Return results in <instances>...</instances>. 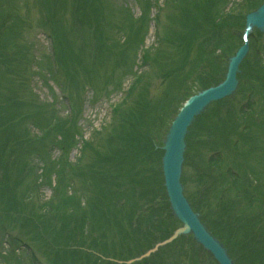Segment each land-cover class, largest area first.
<instances>
[{"label":"rangeland","instance_id":"obj_1","mask_svg":"<svg viewBox=\"0 0 264 264\" xmlns=\"http://www.w3.org/2000/svg\"><path fill=\"white\" fill-rule=\"evenodd\" d=\"M214 1L211 9L216 7L224 14L241 0H227L226 6L222 7L219 4L226 0ZM164 2L165 0H0V20L14 26L13 35L10 32L8 38H0V160L6 161L11 153L10 148L4 145L9 129L3 128L8 121L5 112L7 105L10 104L8 99L12 97L18 99V104L22 101L23 106L20 108L21 118L13 121L12 125L15 124L16 127L12 128L10 134L21 138V135L26 133L35 139L41 135V127L53 115L57 114L58 118L68 121L69 115L74 114L72 128L80 135L79 140L80 138L82 141L89 140L95 135L98 136L91 143L94 149L83 159V163H88L95 155V149L100 145L104 148V135L106 137L111 135L112 128L118 125L119 115L122 116L133 108L132 101L126 100L128 103L119 109L118 117H113L111 113L112 107L123 100L135 74L139 75L143 70L148 73L144 90L149 99H159L162 92L169 90L171 87L169 83L173 86V81H163L162 72L169 68V63L176 54L174 48L162 45L164 48L158 52V63L152 64L150 68H143L139 59L143 51L148 49L155 51L156 35L164 36V31L169 29L171 19L176 14V6L171 3L163 6ZM198 2L201 3L202 0H197L196 3ZM142 13L144 15L141 19ZM156 14L158 18L154 22L152 20ZM81 25H85L83 28L88 31L89 38L86 33L80 36L79 31H76ZM52 35L55 36L53 40ZM61 35L65 40L64 47L60 45ZM93 36L97 41L93 40L92 51ZM239 37L241 38V33ZM11 39L17 44L18 48L14 46L17 51L14 47L7 49L4 45L6 42L10 43ZM54 45L56 50L58 48L57 53L60 52L59 57L63 59L62 71L59 66L57 74H54L52 68ZM165 53L169 56L161 61L160 56ZM262 60L264 65V54ZM31 62L32 66H28ZM13 65L10 71L8 66ZM159 66L165 68L159 70ZM179 76L180 72L175 73L174 80ZM74 86H78V89ZM238 88L239 85L235 93L227 98L232 105L236 101L244 103L247 96L246 85L242 93L238 92ZM196 93V85H185L183 98L187 94ZM65 96L69 99L66 100ZM212 105L210 104L200 116L208 114ZM259 109L264 119V108ZM172 113L173 110L168 116ZM27 116L29 118L25 122L23 118ZM113 119L116 123L111 126ZM157 124L155 121L146 130V136L152 140V144L147 145L146 152L149 153L145 155L152 159L146 167L148 175L151 171V178L141 177L139 181L135 180L133 185L125 175L121 176L124 172L120 171L118 178L104 182V186L112 195L103 193L102 188H97L93 182L89 188H85L82 179L72 178L70 188H65L62 196L53 202L54 162H58L61 151L53 146L52 139L43 146H34L25 153L22 160L19 159L20 164L14 173L8 171L4 177V173L0 172V264H58L56 249L58 254L70 257L74 264H215L190 235H180L167 246L159 247L147 258L140 259L146 251H151L154 245L167 240L176 229L181 228V224L170 211L163 188L160 160L155 157L157 155L151 147L153 145L157 150L159 148L161 150L167 135L168 126L165 122L158 127ZM258 131L262 132L260 134L262 149L248 155L247 165L250 166L248 170L251 173L246 171L244 175L254 180L261 178V181H264V122ZM78 138L69 151L70 164L78 162L80 154ZM194 147L198 151L194 153V160L192 156L193 168L207 154L204 152L202 155L200 143H195ZM185 153L186 139L184 157ZM184 163L185 161L182 164L180 178L188 177L187 185H182V188L184 197L190 202L189 198H192L196 184L193 181L194 172L184 166ZM47 168H50L51 172L49 176L46 174L49 180L45 182L47 180L42 179V172L47 173ZM139 171V168H135L132 172L137 176L136 172ZM255 173L257 176L252 175ZM138 186L150 191V204L145 203L146 207L140 209L141 217L153 215L150 217L152 221L153 219L161 221L159 226L150 225L149 229V219L144 218L140 219L143 228H137L135 223L129 224L126 215L130 214V202L126 198L114 199L126 196L119 191L129 189L139 191ZM261 187L264 189V182ZM68 197H72L73 202L63 205V200ZM101 198L106 199L104 206L110 208L112 213L109 214L111 226H108L105 220L97 222L98 219L94 218L92 225L91 222H87L83 229L78 228L74 235L67 236L68 231H63V227L70 212L74 215L72 211L76 209L79 214L86 208L84 204L82 205L84 201L86 204L91 201L98 204ZM236 206L233 208H241ZM243 210L250 212V209L245 207ZM87 217L92 218L91 214H87ZM77 220L75 217L73 221L77 223ZM118 221L123 227V233L115 227L118 226ZM204 225L224 246L233 264L261 262L260 256L263 254L260 251H256L253 261H245L246 258L239 250L236 254L230 253L226 244L229 242L235 246L239 236L224 231L220 233L222 238H219L208 223L205 222ZM144 229L147 231L149 229L150 235L143 237L141 241ZM59 237H66L64 241L69 240L67 245L63 242L60 244ZM134 239L140 240V244L133 243ZM24 244L35 251H30ZM63 259L69 260L66 257Z\"/></svg>","mask_w":264,"mask_h":264},{"label":"trees","instance_id":"obj_2","mask_svg":"<svg viewBox=\"0 0 264 264\" xmlns=\"http://www.w3.org/2000/svg\"><path fill=\"white\" fill-rule=\"evenodd\" d=\"M196 1L166 0L164 6H168V3L176 6V14L171 19L169 29L164 31V36L156 35L155 51L152 52L153 49H148L141 58L143 68H150L152 64L158 63V52L164 48L162 45H165L166 48L173 47L176 54L170 61L169 68L162 72V80L173 81V86L169 83L171 85L169 90L162 92L159 99L152 100L148 98V95L145 94L146 90H144L148 73L144 70L139 75L135 74L123 101L115 105L111 113L113 117H118L119 109L123 104L128 103L126 100L132 101L133 108L122 116L119 115L118 125L116 124L112 128L111 135L107 137L104 135V148L100 145L98 149H95V155L88 163H83V159L88 152L94 149L91 143L98 137L96 135L86 141L81 139L82 145L78 162L76 164L68 162L69 151L74 142H77L76 138L80 137L76 129L72 128L74 114L70 112L68 121L58 118L57 114H52L53 117L41 127L40 136L34 139L23 133L21 138H18L10 133L12 128L16 127L15 124L12 125L13 121L21 118L20 108L23 106V102L18 104V99L15 97L8 99L10 104L7 105V111H5L8 121H6L3 130L9 129V135L4 145L10 148L11 153L6 161L0 160V172L4 173L3 176L6 177L5 173L8 174V171L14 173L15 168L20 164L19 159L22 160L24 154L32 150L34 146H43L44 143L50 142L52 139L53 146L61 151L57 162L60 163L54 162L56 181L53 189V202L62 196L65 188H70L72 178L82 179L85 188H89L93 182L97 188H102L101 191L105 194H111V192L104 186V182L108 179L118 178L120 171L124 172L121 176L125 175L133 185H135V180L139 181L141 177L150 179L151 171L148 175L149 171L146 167L149 166L152 159L150 160L145 155L149 153L146 152L147 145L152 144V140L146 136L147 127L152 126L155 121L158 123L157 127L164 122L166 126H169L181 105L191 96V94H187L183 98L185 85H196L197 92H199L214 87L224 80L228 59L243 44L239 35L244 29L245 16L257 10L264 3V0H241L229 12L223 14L216 7L211 9L215 3L214 0H202L201 3H196ZM226 2L227 0L219 5L226 6ZM0 22V38H8L10 32L13 35L14 26L4 20H0ZM84 26L81 25L76 31H79L80 36L86 33L89 38L88 31H85ZM144 32L146 31L144 30ZM140 33L141 31H139V35ZM54 37V35L51 36L52 40ZM60 39V45L64 47L63 35L60 36ZM93 40L97 41L94 36ZM4 45L7 49L14 46L18 48L12 39L10 43L6 42ZM15 50L17 51L16 48ZM62 51L63 48L61 53ZM57 52L58 48L56 50L54 45L53 65L58 69L60 66L62 71L63 59L59 57L60 52ZM263 54L264 34L260 35L258 32H254L248 40V53L240 64V73L237 75L238 92L242 93L246 85L247 96L244 103L236 101L232 105L230 99H224L214 103L209 108L208 114L195 118L186 136L184 157V166L194 172L193 181H195L196 190L192 193V198H189L193 211L200 215V220L203 223L206 222L210 225L208 226L217 233L219 238H222L220 233L224 231H230L234 233V236H239L235 246L229 242L226 244L231 254H236L239 250L246 258L245 261H253L256 257L254 255L257 254L256 251H260L263 255L260 256L261 262L257 261V264H264V189L261 187L263 181L261 178L254 180L244 173L246 171L251 173L248 170L250 166L247 165L248 155L262 149L260 140L262 132L258 130L263 127L264 122L259 109L264 108ZM15 56L13 57L15 58ZM167 56L169 55L163 54L162 57L160 56V60L162 61ZM13 67L14 65L8 66V69L11 71ZM161 68L165 67L159 66V70ZM179 72L180 76L174 80L175 73ZM172 110L173 113L168 116ZM28 118L27 116L23 120L26 122ZM115 123L116 120L113 119L111 126ZM36 128L38 129L39 126ZM195 143L201 144L202 155L204 152L207 154L193 168L191 161L193 162L194 153L197 150V148H193ZM151 147L157 155L155 157L160 160L162 152L157 150L156 146L152 145ZM198 148L200 149V147ZM135 168L140 169L139 172H136L137 176L132 172ZM26 171L28 172V170ZM46 172H42V179L48 182L50 168H47ZM252 175L257 176L256 173ZM187 180L188 177L186 179L182 176V185H187ZM138 187L139 191L131 189L119 191L126 196L114 199L126 198L130 202V214L126 215L129 224L135 223L137 228H143L140 219L144 218L149 219V229L150 225L159 226L161 221L158 219L152 221L150 217L153 215L141 217L140 209L146 207L145 203L150 204V191L141 186ZM105 200L101 198L100 204L99 201L98 204L92 201L88 204L85 202L86 208L79 214L76 209L72 211L74 215L70 212L63 227V231H68L67 236L74 235L78 228L83 229L87 222H91L92 225L94 218L98 219L97 222L105 220L108 226H111L109 214L112 213H110V208L104 206ZM71 202H73V198L68 197L63 200V205ZM10 203L12 202L10 201ZM234 204L241 208L239 209ZM233 206L238 208L234 209ZM243 207L250 209L251 213L243 210ZM118 210L122 212L121 209ZM150 212L149 209L148 214ZM87 214H91L92 218L87 217ZM75 217L78 218L77 223L73 221ZM115 227L120 233L124 232L119 221L118 226ZM149 229L148 231L144 229L141 241H143V237L146 238L145 236L150 235ZM135 231L139 232L140 230ZM66 237H59L58 242L67 245L69 240L65 242L64 238ZM123 239L126 238L123 237ZM141 241L134 239L133 243L140 244ZM56 255L58 264H74L70 257L58 254L57 249ZM64 257L69 260L63 259Z\"/></svg>","mask_w":264,"mask_h":264},{"label":"water","instance_id":"obj_3","mask_svg":"<svg viewBox=\"0 0 264 264\" xmlns=\"http://www.w3.org/2000/svg\"><path fill=\"white\" fill-rule=\"evenodd\" d=\"M253 29L264 33V4L245 17V37H248ZM247 51L248 47L245 44L229 59L225 79L221 84L190 97L184 103L169 127L162 148L161 172L165 193L172 214L182 225V228L164 244L170 243L178 235L191 234L194 241L207 251L217 264H232V262L224 248L208 234L182 196L179 179L185 148L184 140L187 129L196 116L202 113L210 103L227 98L235 92L238 85L236 80L238 67Z\"/></svg>","mask_w":264,"mask_h":264}]
</instances>
